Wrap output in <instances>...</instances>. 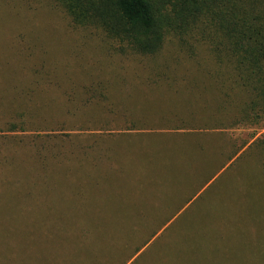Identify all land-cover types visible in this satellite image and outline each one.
Masks as SVG:
<instances>
[{"label":"trees","instance_id":"1","mask_svg":"<svg viewBox=\"0 0 264 264\" xmlns=\"http://www.w3.org/2000/svg\"><path fill=\"white\" fill-rule=\"evenodd\" d=\"M2 1L9 9L5 20L13 22V31L22 33L21 39L25 35V26L50 25L53 16L57 15L72 31H98L99 37L110 44L113 56L133 58L137 64L139 58H145L146 64L137 67L136 76L131 71L134 96L127 97H137L134 109L143 115H147L144 109L157 111L149 102L152 91L163 88L169 95L167 99L164 97L166 103L163 104L173 106L177 99L174 92H180V82L185 84L190 99L184 103L196 108L187 114L194 118L193 123L188 125L186 120L180 119L181 127L186 132L196 130L200 135H185L175 141L181 145L178 152L171 155L169 163L177 178L167 186L173 191L175 186L181 188L180 194L187 195L191 201L201 188L212 182L177 221L187 232L175 233L173 245L176 250L166 252L164 243L159 251H153L151 247L148 253L155 256L152 259L159 260L158 264H209L222 259L229 264H264V0ZM164 51H167L166 55ZM184 64L186 70L181 66ZM52 74L50 69L38 71V76H46V82L52 81ZM92 76L89 84L78 87L77 93L71 90L68 97L63 93L65 101L59 103V109L65 117L86 111L92 104L95 112L109 116L116 113L114 88L117 78ZM119 82L124 87L126 84L131 87L122 80ZM64 83L62 80L60 85ZM119 102V110L127 111L131 105L126 99ZM42 107L50 119L54 114L52 107L46 104ZM167 110L170 115L176 114L175 109L168 107L150 115L161 117ZM12 114L14 121L5 124L7 126L0 133L19 134L30 130L24 121L26 115L22 116L19 110ZM38 118L48 120L42 115ZM160 120L168 122L169 118L161 117ZM125 122L128 123H120L121 131L144 132L151 127L153 130L152 121L146 128L135 122L132 125ZM56 129L63 130L55 122L47 132L54 133ZM233 131L248 134L246 139H240L233 137L230 133ZM47 138L58 140L44 136ZM152 138L144 143H160L156 136ZM182 139L190 140V145H183L186 140ZM135 141L138 140L124 141L122 145L135 146L132 144ZM110 148V154L122 152V149ZM32 162V168L39 171L50 168V164L44 166L33 159ZM162 189L164 187L149 192L150 203L164 205L167 196L161 200L165 192ZM180 194L173 193L171 199L176 200ZM144 214L135 216L134 221L146 219ZM139 222L143 223L142 220ZM136 231L132 223L126 222L118 225L113 234L104 235L99 255L111 254L97 264L116 257L121 260L120 264H126L153 236L149 235L144 243L138 244ZM110 239L114 240L113 244ZM94 246L82 250L87 264H96L93 262L96 257ZM185 248L191 250L186 252ZM146 256L144 254L134 264H146L143 263Z\"/></svg>","mask_w":264,"mask_h":264},{"label":"rangeland","instance_id":"2","mask_svg":"<svg viewBox=\"0 0 264 264\" xmlns=\"http://www.w3.org/2000/svg\"><path fill=\"white\" fill-rule=\"evenodd\" d=\"M8 11L0 0V131L7 126L5 124L14 121L12 111L18 110L22 116L26 115L24 121L30 130L19 134L0 133V264H87L82 250L93 244L96 249L93 262L97 264L111 254L99 255L103 236L113 234L118 225L126 222L136 228L138 244L153 235L126 264H134L144 254L147 256L143 263L158 264L160 261L152 259L155 256L148 253L151 247L153 251H159L164 243L166 252L176 250L173 245L175 233L187 232L177 221L212 182L199 188L191 201L187 195L180 194L181 188L175 186L173 191L167 186L177 178L169 163L171 155L178 152L181 145L175 141L185 135H200L196 130L186 132L181 127L180 119L186 120L188 125L193 123L194 118L187 114L196 108L184 103L190 99L185 84L180 82V94L172 90L177 98L173 106L163 104L166 103L164 97L169 96L163 88L152 91L149 102L157 111L144 109L147 115H143L134 109L137 97H127L134 96L131 71L136 76L139 66L146 64L145 58H139L137 64L133 58L113 56L110 44L99 37L98 31H72L57 15L53 16L50 25L25 26V35L21 39L22 33L13 31V22L5 20ZM82 37H86L85 40ZM181 66L183 70L187 69L186 64ZM49 69L53 78L46 82V76H38V71ZM92 74L95 77L101 75L103 79L117 78L114 88L116 113L109 116L95 112L92 104L86 111L65 117L59 109V103L65 101L63 93L67 97L71 90L77 93L78 87L90 83ZM62 80L65 83L61 86ZM120 80L131 87L127 84L124 87ZM124 99L131 104L126 106L128 113L119 110V101ZM42 104L52 107L54 114L50 119ZM168 107L176 113L170 115L167 110L161 116L169 118L168 122L150 115ZM40 115L48 120H39ZM150 120L153 130L152 127L144 132L121 131L119 128L120 123H128L125 121H129V125L135 122L143 128L150 127ZM55 122L63 130L48 133ZM230 133L240 139H246L248 134L243 131ZM142 134L156 136L160 143L155 145L148 141V144L123 147L124 141L135 138L141 141L142 137L138 135ZM47 135L58 140L44 139ZM182 140H186L183 145L191 143L188 139ZM110 147L122 149V152L110 154ZM32 159L44 166L50 164V168L45 171L34 169ZM162 187L165 192L161 200L167 196L164 205L150 203L149 192ZM175 192L180 194L176 200L171 199ZM142 214L147 218L134 221L135 216ZM110 241L113 244L114 240ZM191 248H185L186 252ZM110 257L113 259V255ZM120 263L116 257L100 264ZM209 264L229 263L222 259Z\"/></svg>","mask_w":264,"mask_h":264},{"label":"crops","instance_id":"3","mask_svg":"<svg viewBox=\"0 0 264 264\" xmlns=\"http://www.w3.org/2000/svg\"><path fill=\"white\" fill-rule=\"evenodd\" d=\"M149 138V139H148ZM139 139V138H138ZM140 139H142L141 141H135V142H133L132 144H136V145H141V144H143L144 143V140H153V138L150 136V135H146V137H142V138H140ZM137 140V139H136Z\"/></svg>","mask_w":264,"mask_h":264}]
</instances>
